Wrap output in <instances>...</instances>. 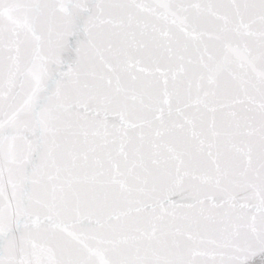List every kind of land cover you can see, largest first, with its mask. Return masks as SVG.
Segmentation results:
<instances>
[{
	"label": "snow or ice",
	"instance_id": "obj_1",
	"mask_svg": "<svg viewBox=\"0 0 264 264\" xmlns=\"http://www.w3.org/2000/svg\"><path fill=\"white\" fill-rule=\"evenodd\" d=\"M0 264H264V0H0Z\"/></svg>",
	"mask_w": 264,
	"mask_h": 264
}]
</instances>
